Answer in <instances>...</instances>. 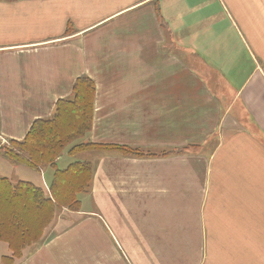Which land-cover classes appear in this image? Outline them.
<instances>
[{"label":"crops","instance_id":"obj_1","mask_svg":"<svg viewBox=\"0 0 264 264\" xmlns=\"http://www.w3.org/2000/svg\"><path fill=\"white\" fill-rule=\"evenodd\" d=\"M85 77L81 143L108 148L43 168L1 148L0 178L52 198L56 170L92 163V218L21 258L0 241V264H264V0H0L4 141Z\"/></svg>","mask_w":264,"mask_h":264},{"label":"trees","instance_id":"obj_2","mask_svg":"<svg viewBox=\"0 0 264 264\" xmlns=\"http://www.w3.org/2000/svg\"><path fill=\"white\" fill-rule=\"evenodd\" d=\"M73 91V98L60 101L51 119L37 121L23 142H11V147L2 148L11 161L33 168L55 167L71 145L68 151L71 156L108 148L77 142L91 131L95 85L91 79L81 78ZM125 154L141 157L132 149ZM93 172L90 163L84 162H75L61 172L56 170L50 187L52 198L32 184H12L0 178V241L8 244L15 257L21 258L23 251L42 237L53 209L80 208L79 196L91 191ZM33 217L39 222L35 234L31 232L36 226Z\"/></svg>","mask_w":264,"mask_h":264},{"label":"rangeland","instance_id":"obj_3","mask_svg":"<svg viewBox=\"0 0 264 264\" xmlns=\"http://www.w3.org/2000/svg\"><path fill=\"white\" fill-rule=\"evenodd\" d=\"M88 134L82 135L83 136L82 139L80 138V140L77 141V142L84 141L85 138H86V135H88ZM77 142H75V143H77ZM3 147L7 148V147H11V146H10V143L4 141L2 139V137H0V149L3 148ZM83 157H84V155L81 154L77 158L83 159ZM84 163H87V162H84ZM90 165L93 167L92 163H90ZM85 195H90V191L88 193H86ZM83 196L84 195H81L79 198H82ZM87 207H89V206H87ZM81 209H82V205L77 210L64 211V209H62V210L59 209V210L56 211L55 209H53L52 213H51V215H52L51 219H50L48 225L45 227V230L43 231V235L40 238V240L38 241V243L35 244V245H32L31 247H27L23 251V253L25 251H27V250H31V251L35 250V247L39 246L43 242H45L46 239L48 238V236H50V237L51 236H56V235L60 234L59 232L65 233V232L72 231L74 228L77 227L76 226L77 223L80 220H82L84 217H86V219L92 218V216L89 217L90 215H85V216L82 215V216H80L79 213L81 212ZM5 213H8V211H6ZM32 223L36 225V226H33L32 229H31V232L33 234H35L37 229H38V225H39L38 219L36 217H33Z\"/></svg>","mask_w":264,"mask_h":264}]
</instances>
